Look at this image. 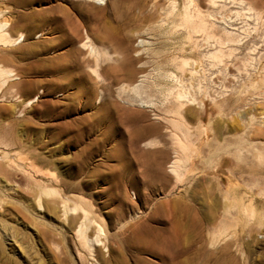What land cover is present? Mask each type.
I'll return each mask as SVG.
<instances>
[{
    "label": "rangeland",
    "instance_id": "1",
    "mask_svg": "<svg viewBox=\"0 0 264 264\" xmlns=\"http://www.w3.org/2000/svg\"><path fill=\"white\" fill-rule=\"evenodd\" d=\"M58 4L79 19L82 32L89 30L93 43L111 54L96 62L79 45L83 70L96 83L93 106L77 92L88 85L76 84L72 71L54 81V72L26 69L54 53L42 50L51 38L45 25L22 42L14 41L27 33L16 27L18 15ZM92 6L103 8L99 19L89 15L87 7ZM187 10L192 15L188 21ZM2 21L11 23L7 31L13 43L0 36V63L15 74L0 84V264L8 254L19 264H159L161 256L154 250L160 239L178 238L172 234V213L187 226L193 210L211 207L217 209L216 223L227 224L225 231L212 245L207 233L201 246L196 233L184 229L185 251L176 262L264 264V160L254 155V146L264 149V135L255 134L256 127L264 129V0H108L106 5L94 0H0ZM105 26L115 36L112 44H101L92 31ZM118 40L128 53L132 75L116 68L123 60ZM31 48L34 53H28ZM67 48L63 45L55 53ZM184 59L195 61L193 77ZM58 63L65 70L73 68L69 55L63 54ZM167 73L193 84L199 103L192 105L197 117L190 124L197 149L181 180L154 188L143 182L142 165L124 166L123 157L135 158L125 143L122 147L131 126L114 127L108 136V122L94 121L96 114L115 113L112 103H117L144 110L169 134V124L155 118L157 112L172 115L170 103L163 102L178 86ZM143 74L141 90H131ZM121 88L127 91L122 96ZM150 98L156 110L146 106ZM92 112L93 129L88 118ZM194 126L206 132L199 135ZM218 130L222 144L241 136V160L232 146L227 151L217 148ZM65 199L74 211L63 210ZM235 202L236 208L231 207ZM87 206L89 217L103 227L91 244L75 231L79 218L71 226V219ZM96 234L93 227L87 235L93 239Z\"/></svg>",
    "mask_w": 264,
    "mask_h": 264
},
{
    "label": "bare ground",
    "instance_id": "2",
    "mask_svg": "<svg viewBox=\"0 0 264 264\" xmlns=\"http://www.w3.org/2000/svg\"><path fill=\"white\" fill-rule=\"evenodd\" d=\"M23 1L24 0H17V2H23ZM94 1L103 5H106L108 3V0H94ZM185 8L187 9V7ZM102 9L103 8L101 7H94V6L87 7V11L89 15L96 16L97 19H99L98 17L103 15ZM184 14L187 21L191 19L192 15L190 14V12H188V10ZM17 19L18 21L16 22L17 23L16 27L26 29L27 33L21 32L18 35V37L14 40L16 43L22 42L27 35H31L39 27L45 25L46 27L45 30H47L51 34V38L48 41H44L42 50L45 51L54 50L53 54L51 53V55L45 56L43 59L40 58L28 64L26 66V69L33 72L34 71L54 72L55 73L54 74L55 77L53 78L54 81L60 80V78L63 75H66L68 72L72 71L73 75L76 76L75 79L76 84H80L79 86L82 85L83 87L85 85H88V90L85 91L83 90L84 88L80 89L79 87L81 91L77 89V92H81L85 95V101L88 106L89 105L93 106V98L95 95L94 84L96 85V83H93V79L88 77L86 72L83 70L84 65L80 55L84 52L79 47L81 46L83 49L86 50V52L89 55L94 56L96 62L99 60L101 56H106L109 58L111 57L110 56L111 54L107 51L108 49L107 48L106 50L102 49L97 44L93 43L89 30L83 28V32H82L79 19L74 18L73 15L64 6L60 4L52 7H47L44 9L43 8L37 9L35 11L28 12L26 14L18 15ZM10 24L11 23L8 21L0 22V36L5 35L6 37H8V40H10L9 39L10 36L7 29L9 28ZM92 31L96 35L95 36L96 40L101 42V44L102 43L104 44L105 41L106 42L109 41L112 44V41L114 40L115 36L112 35L108 27L105 26L99 29L97 27H92ZM41 34L42 33H37V37L41 36ZM8 40L6 41V43H8ZM142 41L143 40L140 39L139 42L141 43ZM11 42L12 40H10V43ZM122 42H123L122 40L121 41L118 40L116 44L117 47L119 48L121 47L122 49L123 48L121 44ZM142 43H144V41ZM63 45L68 46L65 52L55 53ZM25 47L27 46H24L22 48L25 49ZM122 50L123 51L117 50L119 55L123 57V60H121L122 62L116 68L120 71H126L128 74L132 75L134 73V70L131 69L129 65L126 63L127 61L126 56H128V53H126V50L125 51L124 49ZM28 53H34L33 48H31L30 52ZM136 53L138 54V52ZM63 54L69 55L73 60L72 69L65 70L63 68V65L58 63L60 57H62ZM4 59L8 60L9 57L5 56ZM182 61H183V65L189 68V73L193 77V75L198 71V68L195 65V61H190L188 59H184ZM114 69L115 68L112 67V70ZM93 71L94 73H97V70L95 68L93 69ZM105 72L111 73V70L107 68ZM14 74L15 73L12 69L0 63V84H5L8 81H11L13 79ZM168 76L178 86L175 93L170 92L168 89L170 95H168L163 102V103L166 102L170 103L169 109L167 110L171 112L172 115L171 117H168L165 114L166 112L164 114L160 112L155 113V118L169 124L166 127V131H168L169 133L166 134L167 136L163 131L164 129L163 123L160 121L158 122L150 121V119L148 118L149 116H147L144 110L132 109V108L124 109L123 107H120L117 103H112V105L116 107L115 113L106 112V114L104 113V115L102 114L100 116L96 114L97 117L96 120L94 121L96 125H101L105 121L108 122L107 125H109V129L106 132L108 136L110 135L112 136L114 134L113 131L114 127L115 128L117 126L120 127V125L131 126V130L128 133L127 140H125L126 142H123L124 140H122V147H123V143H125L126 150L132 152L135 158L133 157L128 158L125 161V157H123L122 160L124 166L128 168L134 165L135 162L138 163V165H142V167L144 168L143 170L144 172L142 173L144 176L143 182L145 181V183L146 182L150 183L149 185H153V186L155 185L154 188L156 186L168 187L171 181H173V179H175V181L181 180L182 177L185 175V173L191 167L189 156H191V154L193 155V153H196V149H197L195 143H193L192 141L193 133L190 124V122L196 120L197 117L196 116L197 107L192 105L199 103L197 101L196 96L192 93L193 84L191 83L188 84L186 80L189 79L185 80L184 78L185 76L183 77L182 75L170 73L168 74ZM145 78L146 75L143 74V78L141 79V82L139 84L132 85L131 90L140 91L141 89L140 90L138 89L140 88V86L142 87L144 81H146ZM50 87L52 88V86ZM173 87L174 85L172 86V88ZM53 89L55 88L53 87L50 90ZM126 92L127 91L123 88H121L119 91L121 96ZM135 97L136 99L140 100L139 104L142 105L144 104L141 96L140 97L135 96ZM97 98H100V95ZM33 101L34 100L30 101V103ZM124 101L129 104L131 103L129 98L126 99L124 98ZM146 106L150 108H155L157 104L155 100H153V98H150L149 100H147ZM199 106L201 105L199 104ZM99 110L100 108L97 107V113ZM154 110H156V108ZM88 118H89L90 127L93 129V112ZM194 127L196 133L199 135H203L206 132V128L201 130L199 126H194ZM255 132L257 138L264 135V129L260 127H256ZM240 137L241 136H235L233 138H230L227 142L225 141L224 144H222L220 143L219 140L221 138V131L218 130V132L215 135V139L219 141V143H217V148H220L223 151H227L228 147L232 146V149L234 148V150H232V153L234 154L236 159L241 160L242 156H241L240 147L242 145V139ZM143 145L147 146V148L145 147L143 148L142 147ZM261 147L259 149V148H255L254 146L255 149L254 155L257 156L258 159L260 158L264 160L263 159L264 149ZM214 155L216 154H211L210 156H214ZM205 161L208 164L212 162L211 158L209 157L205 158ZM62 203H63L62 206L64 211H69V209H71L72 211L75 210V208L68 207L66 199ZM235 206H237L236 202L231 205V207H235ZM185 208L190 209L191 206L189 204H186ZM82 209H83V213L81 216L71 219L72 220L71 226L75 227L74 224L77 221V218H79L78 219L79 222L75 227V231L79 235H81L88 244H91L93 241L98 240L97 238L99 232L103 231V227L101 226L100 223L97 222V220L94 217L93 218L89 217L88 209L90 210V208H88V206L87 208L85 207ZM216 210L217 209L213 207L209 209L196 208L195 211L193 210V215L190 217L187 226H185L184 223L178 218L177 214L172 213V217L170 221V225L172 227V234L173 237L176 236V238L177 237L178 238L175 240V242H174V238L171 237H169L168 239H166L165 237L166 239L165 241L160 239L159 247L154 250V252L158 253L161 256V261L159 264H178V262H176V258H178V254L185 251L182 250L183 238H181V236H183L182 234L184 229L185 230L191 229L193 232H195L196 235L199 237V243H200L199 245L201 246L206 244L204 237L209 232L212 235L210 244L212 245L216 243L218 240L217 236L225 231L227 225L225 222H221L219 224L216 223L218 216V214H216ZM93 227L95 229V232H97L98 234H96L93 239H90L91 237L87 234L90 231V229H92ZM3 262L2 264H19L18 261H16L10 254L6 256Z\"/></svg>",
    "mask_w": 264,
    "mask_h": 264
}]
</instances>
